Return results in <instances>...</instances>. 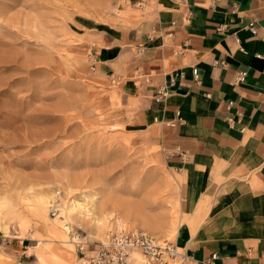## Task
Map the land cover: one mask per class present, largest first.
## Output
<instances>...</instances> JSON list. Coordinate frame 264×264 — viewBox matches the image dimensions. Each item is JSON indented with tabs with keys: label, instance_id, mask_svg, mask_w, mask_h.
Listing matches in <instances>:
<instances>
[{
	"label": "rangeland",
	"instance_id": "374dc122",
	"mask_svg": "<svg viewBox=\"0 0 264 264\" xmlns=\"http://www.w3.org/2000/svg\"><path fill=\"white\" fill-rule=\"evenodd\" d=\"M132 12L127 0H0V264H80L77 242L92 255L114 230L175 239L181 178L136 117L143 101L66 51L84 41L82 18Z\"/></svg>",
	"mask_w": 264,
	"mask_h": 264
},
{
	"label": "crops",
	"instance_id": "0c3cea01",
	"mask_svg": "<svg viewBox=\"0 0 264 264\" xmlns=\"http://www.w3.org/2000/svg\"><path fill=\"white\" fill-rule=\"evenodd\" d=\"M129 19L82 18L72 32L84 41L66 51L87 57L102 85L117 76L124 95L143 101L136 117L181 178L170 243L195 260L216 253L217 264H264V60L255 57L264 50V0H148L133 3ZM162 86L168 95L158 102Z\"/></svg>",
	"mask_w": 264,
	"mask_h": 264
},
{
	"label": "built area",
	"instance_id": "2783aa9c",
	"mask_svg": "<svg viewBox=\"0 0 264 264\" xmlns=\"http://www.w3.org/2000/svg\"><path fill=\"white\" fill-rule=\"evenodd\" d=\"M127 1L142 5L148 0ZM248 28L252 34L257 33L252 21L248 23ZM255 57L264 60V50L256 53ZM198 73L197 68L192 69V75L195 81H197ZM245 75V72H237L234 77V82H243ZM174 81L175 76L170 79L171 85L174 84ZM119 84L120 78L117 76L110 78V85L112 87L117 88ZM168 88L167 86L159 87L155 100L160 102L164 99L168 95ZM232 104L229 102L228 107ZM169 125H174V123H170ZM84 244L77 242L79 261L81 264H130L129 258L135 251L142 256L141 264H217L216 260L218 258L216 253H211L206 259L195 260L191 256H188L183 249L176 247L174 244L168 241L158 243L142 231L129 233L115 230L109 231L106 242L99 243L97 250L92 255L86 254L87 249Z\"/></svg>",
	"mask_w": 264,
	"mask_h": 264
},
{
	"label": "bare ground",
	"instance_id": "6f19581e",
	"mask_svg": "<svg viewBox=\"0 0 264 264\" xmlns=\"http://www.w3.org/2000/svg\"><path fill=\"white\" fill-rule=\"evenodd\" d=\"M144 4V3H143ZM116 231V230H115ZM118 232H122V231H118ZM129 232H138V230H131V231H128V233ZM146 234V233H145ZM147 235H149L148 233H147ZM151 238H153L151 235H149ZM154 239V238H153ZM155 240V239H154ZM156 242H158V243H162L163 241H157V240H155ZM164 241H167V240H164ZM135 261L137 264H141L142 263V256L137 252V251H135L134 253H132L131 254V256H130V258H129V261H130V264H131V262L132 261ZM80 264H81V262H80Z\"/></svg>",
	"mask_w": 264,
	"mask_h": 264
}]
</instances>
